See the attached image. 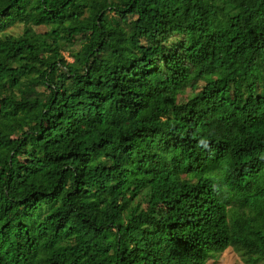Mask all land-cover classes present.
<instances>
[{
  "label": "trees",
  "instance_id": "1",
  "mask_svg": "<svg viewBox=\"0 0 264 264\" xmlns=\"http://www.w3.org/2000/svg\"><path fill=\"white\" fill-rule=\"evenodd\" d=\"M230 247L264 264V0H0V264Z\"/></svg>",
  "mask_w": 264,
  "mask_h": 264
},
{
  "label": "rangeland",
  "instance_id": "2",
  "mask_svg": "<svg viewBox=\"0 0 264 264\" xmlns=\"http://www.w3.org/2000/svg\"><path fill=\"white\" fill-rule=\"evenodd\" d=\"M35 32H43L44 28H33ZM10 34L14 35H22L24 33V28L22 26H16L9 30ZM80 49V45L65 43L63 47V55L70 61L73 62L72 53L76 50ZM203 84L201 85V87ZM189 97H192L190 91L180 96V101L185 102ZM145 139L147 143L153 142L154 138L150 132H146ZM150 145V144H149ZM207 264H248L244 257L241 256L238 252H236L232 247L228 248L223 254H221L217 259H210ZM258 264H263L259 262Z\"/></svg>",
  "mask_w": 264,
  "mask_h": 264
}]
</instances>
